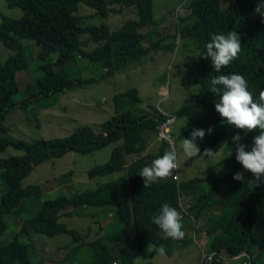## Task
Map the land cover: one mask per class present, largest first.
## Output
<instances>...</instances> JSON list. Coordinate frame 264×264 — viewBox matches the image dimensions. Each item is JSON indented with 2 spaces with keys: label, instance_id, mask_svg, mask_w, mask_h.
<instances>
[{
  "label": "trees",
  "instance_id": "trees-1",
  "mask_svg": "<svg viewBox=\"0 0 264 264\" xmlns=\"http://www.w3.org/2000/svg\"><path fill=\"white\" fill-rule=\"evenodd\" d=\"M5 1L10 8H20L23 17H4L0 29V45L14 53L5 62L0 61V131L4 133L7 132L3 124L10 112L25 110L40 98H56L97 81L82 77L77 65L79 58L92 64L101 63L105 76H109L151 51L166 48L174 50L178 39L191 40L196 54L203 53L213 35L230 31L239 33L241 51L238 58L219 73L212 68L210 59L197 55L201 71L198 93L190 105L175 113H165L152 107L138 109L142 100L138 90L131 89L114 96L116 115L97 129L82 126L67 137L33 142L0 136V152L9 147L23 152L21 156L0 159L4 193L0 200V264H33V245L18 241L21 235L33 234L49 238L67 235L73 238L74 243L81 244L70 250L66 257L68 261L77 256L81 246L88 245L93 249L94 256L87 264H136L137 258L149 245L154 246L155 255L158 253L155 249L161 245L167 251L171 243L179 244V240L165 237L152 222V217L158 214L163 203H169L180 212L185 235L206 214L219 210L215 233L211 234L213 238L208 264H224L226 259L234 258H242L245 264H264V184L254 186L252 174L244 172L235 158L237 145L232 140L239 132L242 137L240 143L247 145L246 150H250L256 133L243 132L223 121L214 108L218 97L209 91L213 77L236 73L248 81L254 100H258L259 91L264 90V17L255 14L254 9L264 0H180L188 5L190 15L179 20V36L170 38H158L159 22L155 18L154 0ZM82 5L93 10L95 17L102 19H107L111 14L121 15L125 10L132 11L134 16L116 30H111L107 23L86 25L87 18L80 14ZM182 10L180 8L177 12ZM147 28L152 31L144 33L143 30ZM153 31L156 34L154 38L151 34ZM84 36L86 39H83ZM147 40H154L149 47L144 46ZM22 41L31 42V45L39 48L40 60L55 59L38 68L40 76L35 84H30L26 89L29 96L17 103L14 100L18 91L16 77L19 72L28 69L25 50L31 47L25 46ZM91 45L95 47L88 50ZM74 67L78 69L73 70ZM173 116L176 121L181 117L194 119L203 116L199 124L207 122L218 125L219 129L204 139L211 140L212 145L226 142V150L232 154L220 161L218 166L209 167L201 176L187 183L181 178L175 180L172 174L167 179L143 187L139 172L171 150L167 142L160 141L159 152L150 154V139L152 136L157 137L159 126ZM190 135L191 132H184L176 136L173 131L176 141L190 138ZM111 144L117 146L110 161L93 167L88 177L94 180L113 176L111 179L117 173L125 172L123 177L101 183L96 190L71 198L59 197L46 201L32 219L23 223L15 240L1 241L8 229L5 217L19 212L24 201L37 199L41 195L39 186L26 189L21 186L36 167L50 160L64 158L71 152L88 155ZM133 156L136 159L130 160ZM237 172H243L244 182L233 179ZM189 198L194 199V204L186 210L183 203ZM82 207H112L122 228L108 231L94 242H84L76 230L60 222L63 217H72ZM68 208L75 211L67 212ZM101 230L104 231L103 228ZM105 240L112 244L116 253L103 242Z\"/></svg>",
  "mask_w": 264,
  "mask_h": 264
},
{
  "label": "rangeland",
  "instance_id": "rangeland-1",
  "mask_svg": "<svg viewBox=\"0 0 264 264\" xmlns=\"http://www.w3.org/2000/svg\"><path fill=\"white\" fill-rule=\"evenodd\" d=\"M186 6V8H185ZM188 5L180 0H154L155 18L158 20V38L179 36V20L190 15ZM183 9L179 13L178 9ZM80 14L86 17L85 24L100 25L107 23L111 30L119 29L134 13L129 10L121 15L111 14L107 19L95 17L94 11L82 5ZM20 19L23 11L20 8H10L5 0H0V29L3 18ZM152 31L144 29V33ZM153 38L155 31H153ZM86 39V36L83 37ZM154 40H147L145 47H149ZM170 41L173 42L172 39ZM25 46L32 43L22 41ZM95 46H89L92 50ZM39 48L31 45L25 50L28 59V69L17 74L18 91L14 96L17 103L23 102L29 95L26 92L30 84H35V80L40 76L38 68L46 63H52L55 58L42 61L38 58ZM14 53L0 45V61L5 62ZM81 75L86 80L95 79L93 84L83 85L76 90L65 92L58 97L39 99L30 104L25 109H16L10 112L0 131V136H5L10 140L33 142L36 140H52L63 138L75 133L82 126H90L97 129L100 124L116 115L114 96L125 93L131 89H137L142 102L138 104V109L147 110L156 108L165 113H175L190 105L193 97L198 93L201 71L198 64V56L195 52V45L191 40L178 39L176 48L161 49L151 51L140 60L134 61L111 75L105 76V70L101 63L92 64L88 60L79 58L77 61ZM76 67L73 70L78 69ZM72 73V72H71ZM77 73H75L76 75ZM53 103V106H51ZM53 107V108H50ZM50 108V109H48ZM203 116L194 119L187 117L178 118L173 125L176 136L184 132H191L193 128L204 129L206 137L219 129L218 125L207 122L199 124ZM186 125V126H185ZM213 129L211 134H207V129ZM182 140L176 141L177 161L179 164V176L183 182H189L201 176L211 166H218V163L231 151L226 150V142L211 144V140L197 139V146L201 152L206 149L217 151L214 158L204 155L189 157L182 148ZM160 141L158 136L150 139L148 152L156 154L159 152ZM117 144L98 150L92 154L82 155L71 152L64 158L45 162L36 167L32 173L22 182V188L29 186H39L41 195L39 198L24 201L23 208L16 213L7 215L5 221L8 229L1 238L3 242H11L17 238L23 223L32 219L46 201L55 200L59 197L71 198L90 190H96L101 183H108L118 177H123L125 172L113 176L100 177L94 180L89 179L88 172L97 165H104L110 161L113 150ZM22 151L13 147L0 152V159L12 156H21ZM136 159L135 156L130 160ZM224 187V184L222 185ZM3 185L0 178V200L3 196ZM195 199L197 196L194 197ZM194 204V199L189 198L183 203L187 210ZM67 212L75 211L68 208ZM219 215V210L206 214L195 223V227L190 231L179 244L171 243L165 255L154 254L146 248L144 253L137 258L136 264H208L210 254V242L215 233V220ZM191 220V218H190ZM61 223L68 228L76 230L79 238L84 242H94L108 233V231H119L122 228L115 209L112 207H82L72 217H63ZM193 222V220H192ZM103 228L100 232V228ZM110 229V230H109ZM18 241L33 245V264H87L94 256L93 249L86 245L81 246L77 256L68 261L70 250L80 246L73 238L67 235H59L49 238L40 235L20 236ZM80 241V243H83ZM111 249L113 246L108 241H103ZM72 244L71 247H67ZM114 250V249H113ZM114 253L116 251L114 250ZM206 254V255H205ZM204 255L206 258L204 259ZM224 264H245L242 258L226 259Z\"/></svg>",
  "mask_w": 264,
  "mask_h": 264
},
{
  "label": "clouds",
  "instance_id": "clouds-1",
  "mask_svg": "<svg viewBox=\"0 0 264 264\" xmlns=\"http://www.w3.org/2000/svg\"><path fill=\"white\" fill-rule=\"evenodd\" d=\"M254 13L264 17V3H258ZM205 48L206 51L197 55L200 58L210 59L212 68L219 73L238 58L241 51V37L236 31L213 35ZM209 91L218 97L214 108L223 121L243 132L256 133L250 150H246L247 145L240 143L242 137L239 132L232 137V140L237 145L236 160L242 165L244 172L252 174L254 186L259 187L264 184V90H260L258 100H254L248 81L242 75L232 73L213 77L210 80ZM212 131L211 128L207 129V134H211ZM205 135L204 129L193 128L190 138H183L182 148L187 156L203 154L206 157H215L217 151L206 149L201 153L197 146V139L203 140ZM177 162L175 152L168 151L154 159L150 165L143 167L139 172L143 178V187H149L151 184L172 176L179 165ZM233 179L244 182L245 176L243 172H237ZM152 222L167 238L182 240L185 236L182 230L181 214L169 203L162 204L158 214L152 217ZM153 248V245H149L147 250L153 252ZM155 251L160 255H165L163 245Z\"/></svg>",
  "mask_w": 264,
  "mask_h": 264
},
{
  "label": "built area",
  "instance_id": "built-area-1",
  "mask_svg": "<svg viewBox=\"0 0 264 264\" xmlns=\"http://www.w3.org/2000/svg\"><path fill=\"white\" fill-rule=\"evenodd\" d=\"M175 122H176V118L173 116V117L168 118L164 123H162L159 126V128H158V140L167 142L170 145V148H171L170 151H174L176 156H177L176 137L173 136V131H172V126ZM177 164H178V162H177ZM173 174H174L173 178L175 180L179 181L180 180L179 165H178L177 169L174 170ZM205 255H204V259L206 258ZM209 258H211V256H209Z\"/></svg>",
  "mask_w": 264,
  "mask_h": 264
},
{
  "label": "crops",
  "instance_id": "crops-1",
  "mask_svg": "<svg viewBox=\"0 0 264 264\" xmlns=\"http://www.w3.org/2000/svg\"><path fill=\"white\" fill-rule=\"evenodd\" d=\"M175 133V132H174ZM102 228V227H101ZM101 228H100V232H101Z\"/></svg>",
  "mask_w": 264,
  "mask_h": 264
}]
</instances>
